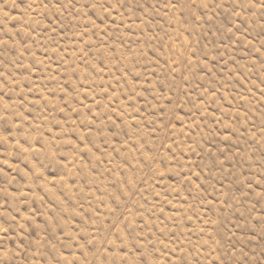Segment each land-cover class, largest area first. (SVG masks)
<instances>
[{"label":"rangeland","instance_id":"374dc122","mask_svg":"<svg viewBox=\"0 0 264 264\" xmlns=\"http://www.w3.org/2000/svg\"><path fill=\"white\" fill-rule=\"evenodd\" d=\"M0 264H264V0H0Z\"/></svg>","mask_w":264,"mask_h":264}]
</instances>
